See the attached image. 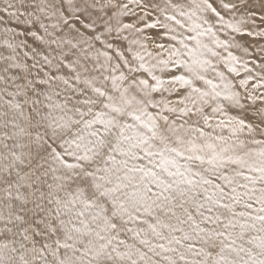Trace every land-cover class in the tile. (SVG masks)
Returning <instances> with one entry per match:
<instances>
[{"label": "snow or ice", "instance_id": "snow-or-ice-1", "mask_svg": "<svg viewBox=\"0 0 264 264\" xmlns=\"http://www.w3.org/2000/svg\"><path fill=\"white\" fill-rule=\"evenodd\" d=\"M0 264H264V0H0Z\"/></svg>", "mask_w": 264, "mask_h": 264}]
</instances>
